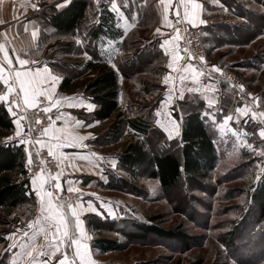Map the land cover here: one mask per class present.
Returning <instances> with one entry per match:
<instances>
[{
    "label": "crops",
    "instance_id": "1",
    "mask_svg": "<svg viewBox=\"0 0 264 264\" xmlns=\"http://www.w3.org/2000/svg\"><path fill=\"white\" fill-rule=\"evenodd\" d=\"M84 1L88 6L83 25L73 32L59 34L50 24L49 15L53 11H60L65 8L71 0H67V3L59 9L55 7L57 0H0V45L5 49L4 52H0V63L3 62L4 56L7 54L13 62L14 70L27 71L31 69L32 73L39 70L41 75H48V79L43 85V90H46L48 95L35 96L34 106L37 99L43 97L52 115V123L47 127L48 133L38 140L40 143L37 145L48 150L50 147L52 148V155L59 165L60 186L63 190L73 193L76 198L74 203L57 204L52 197L54 206L63 205V208L58 210L63 212L68 222L67 231L69 233L68 237H63L62 229L61 233L53 236V233L56 232L55 225L50 226L44 221V216L47 213L41 211L40 197L36 195L37 189L42 193L49 192L46 188L47 177L44 174L37 175L40 178L36 185L32 184L33 178L29 180V188L34 195L35 205L30 217L27 220L24 219L22 226L15 229L13 233L15 235L11 234L8 237V242L6 241L8 244H6L8 264H41L42 261L49 260V256L54 251L47 246L61 239L64 240V243L60 244V251L49 260V264H58V260L63 258L64 253H67L70 259L74 256L76 249L75 245L71 243L72 239L77 240L83 246L81 252L85 254L89 264H98L94 255L96 253L91 248V235L84 217L88 214H98L104 207L102 202L107 197L104 194V189L109 175L120 176L122 174L118 170V158L123 148L124 139L119 137L114 140L109 134V126L114 117L102 122L93 116L97 105L84 93L82 87L74 90L60 89V84L66 73L71 72L73 75H78L74 81L94 77V73L87 74L88 72L83 69V66L86 61L93 59L95 53L98 52L101 63L107 64L118 72V111L124 114L128 124L129 120L135 117L148 119L151 124L150 127L160 132L163 136L162 139L180 142L185 116L190 111L200 112L202 120L207 122L211 128L215 154L218 158L220 145L225 146L227 142H237L239 134L244 137L248 136L245 135L247 133L245 129L240 126L243 120L240 114L244 115L243 110L245 108L238 106V103H235L234 94L228 91L218 78L212 76L219 73L215 69L222 70L226 64L215 63L208 58V51L215 52L219 50L220 45L227 46L229 44L228 42L217 44L214 37L216 35L213 31L216 30L215 26L221 24L219 19L225 18L221 11L222 9L226 10V8L221 0H195L200 7L195 10L194 23L191 22V13L187 17L184 15L185 0H165V3L169 5L167 12H165L161 0ZM113 3L116 5L115 8ZM33 4L42 5V7L37 10L32 7ZM190 7L189 5V9ZM214 9L216 10L214 11ZM177 11L186 24L198 28L203 38V46L204 42L208 44L210 50L205 49L207 56L205 62L211 74L204 75L200 72H193L191 70L193 68H189L190 65L186 63V59L181 57L175 43L177 32L172 28V17L177 15ZM227 14H230L232 18L239 19L233 11H228ZM107 15L110 16L112 33L109 35L100 33L98 39L93 40L90 33L91 25H97ZM165 15H167L168 23H165ZM223 25H236V23L225 22ZM26 28L27 30H25ZM158 28L160 29L159 32L156 31ZM33 31L37 32L35 38L32 37ZM139 34L142 38L136 40L138 47L148 43L155 45L164 57V72L156 81V84L162 86L163 90L156 97L151 92L145 93L139 87L133 86L129 91L124 88L126 86L123 83L124 76L120 72V67L129 62L127 60L132 53L129 51H133L135 46L137 48L135 44L128 47V37ZM211 36L214 38H210ZM151 40H155V42L151 44ZM166 40L169 42L165 43ZM252 44L253 42L244 48L250 49ZM177 49L181 59L174 61L173 67L170 69L168 64L172 60V56L176 54ZM238 49L241 48L236 50ZM253 54L237 60L238 63L233 68L237 67V69L247 72L248 67L260 66L264 58L262 56L253 57ZM17 55L22 59L29 60L30 63L24 66L19 65L16 62ZM212 55L215 56L214 53ZM251 60H253L250 64L252 67L248 66V62ZM3 67L5 68V75H7L8 65L3 64ZM45 68L48 69L50 75L44 72ZM53 76L58 77L55 82L52 80ZM165 76L170 77L167 84L164 83ZM149 83L155 82L149 81ZM189 88L194 89V91L189 92ZM173 89H175L173 95L169 96V91ZM6 91V86L0 81V94ZM181 91L184 92L185 96L183 100L179 99ZM146 101H150V107L149 109L146 108L148 111L144 113L143 104ZM5 106L8 109L6 104ZM34 106H25L22 97L20 107L13 106V111L17 115L14 116L10 112L14 124V130L10 136L12 139H17L20 142L23 139L22 132L25 123L21 120V135L19 137L16 135V123L14 121L20 119L18 109ZM237 108L242 109V111L237 113ZM237 117L239 123H237ZM128 124H125L123 133L129 135L128 139H125L127 142L139 134L137 128ZM173 124L176 125L178 131H173ZM170 132L172 133L171 139H169ZM74 136H82L85 139L73 141L72 137ZM246 139L249 141L248 137ZM58 143L64 146L55 147ZM23 145L26 153L25 165L28 166L29 159L31 158V162L34 159L35 145L26 141L23 142ZM114 145H116L115 150H113ZM44 200L47 201L48 197H44ZM78 204L80 205L79 208H77ZM89 204L92 206L91 209ZM69 205L77 211L81 221L79 228L76 227V217L69 210ZM29 223L32 224L31 228L28 226ZM12 242L15 243L14 246H12ZM21 244L27 247H21ZM10 246L14 249H11ZM42 251L47 254L40 255L39 253ZM28 252H32L33 255L29 256ZM75 264H80L78 258Z\"/></svg>",
    "mask_w": 264,
    "mask_h": 264
},
{
    "label": "rangeland",
    "instance_id": "2",
    "mask_svg": "<svg viewBox=\"0 0 264 264\" xmlns=\"http://www.w3.org/2000/svg\"><path fill=\"white\" fill-rule=\"evenodd\" d=\"M246 9L250 14L264 13V5L257 3V0H251ZM221 12L225 16L219 19L221 23H236L242 26L246 33L251 28L241 25L239 19L232 18L230 14H227V9H222ZM242 34V32L240 35L237 34V38L240 39ZM227 40H232L231 36H228ZM252 42L250 49L244 48ZM203 47L205 62L207 57L205 49H209L208 44L204 42L203 46L202 43V50ZM218 48L219 50L215 52L209 49L210 61L226 64V67H222L223 69L219 72L233 74L247 87L253 98H258L255 99L257 104L255 107L247 104L240 105L237 104V100L235 101L240 107L247 106L248 115L240 114L243 117L241 126L245 124V121L252 122L255 126L256 137L253 135L254 138L247 141L246 137L249 136L244 137L239 134L237 142H227L225 146L220 145V156L215 163L214 170L209 175V180L184 178L172 188L163 190L155 179L145 176L133 179L125 173L121 174L120 177H125L131 184L121 185L123 188L113 186L104 189V194L107 195L102 202L104 207L94 215L106 223L103 226L100 225L99 231L89 232L90 243L94 239L105 238L116 240L123 244V247L118 251L104 254L92 249L96 253L94 255L98 264H131L138 261H151L153 264H175L177 262L180 264L219 262L264 264V229L254 222L255 218L250 209L252 203L248 198L264 173V157L258 155L259 150H264V140L259 136V130L264 128V122H262L264 117L258 115L264 112V61L258 67H252L250 64L253 60L249 61L248 66L254 69L248 67L247 72L237 67L233 68L242 57L247 58L252 53H254L253 57L262 56L264 58V35H259L250 42H244L243 38L239 42L229 43L227 46L220 45ZM237 48L241 49L236 50ZM147 57V53L141 52L133 59V69L130 70H134V63L138 64ZM212 76L217 78V73ZM139 77L145 80L151 78L145 72L136 76L137 79H140ZM123 81L126 86L124 88L128 91L133 86L142 89V85L128 76L124 77ZM143 105L144 113H146L148 111L146 108L150 107V101H146ZM253 111L257 113L256 120L252 118L248 120V117H252ZM245 142L252 144L257 151L254 152L246 147ZM115 148L116 145L113 150ZM240 166L241 168H238ZM23 213L20 208L9 214L0 210V234L4 231L7 242L15 229L22 226ZM87 217L86 221H95L94 218L92 219V214ZM244 221L247 222L243 223ZM134 222L155 223L164 229H180L189 236L190 245L186 248L175 241L155 236H150L144 241L127 240L121 233L123 230H130ZM110 223H114L115 230L108 225ZM234 231L237 233L234 234L236 237L230 240L227 235ZM6 244H0V257L8 254ZM14 244L12 242V246ZM12 246L10 248L14 249Z\"/></svg>",
    "mask_w": 264,
    "mask_h": 264
},
{
    "label": "trees",
    "instance_id": "3",
    "mask_svg": "<svg viewBox=\"0 0 264 264\" xmlns=\"http://www.w3.org/2000/svg\"><path fill=\"white\" fill-rule=\"evenodd\" d=\"M221 1L229 12L233 11V13L238 15L241 25L251 28L246 33V30L243 31L244 28L240 25H223L224 23H219L215 26L216 30H213L216 33L214 37L217 44L239 42L243 38L244 42H250L257 36L264 35V13L250 14L246 9L251 0ZM257 3L264 5V0H257ZM87 6L88 4L84 0H71L62 10L51 12L49 22L59 34L73 32L75 29H79L85 22ZM109 17L107 15L97 25H91L90 33L93 40L96 41L100 33L108 35L112 33L113 28ZM241 32L243 34L238 39L237 34L240 35ZM228 36H231L232 40H227ZM214 37L211 36L210 38ZM139 38H142L140 34L128 37V47L135 44L138 50L134 49V53L132 50L129 51L132 52L130 58L127 60L129 62L120 67V72L124 77L128 76L138 81L145 93L151 92L156 97L163 90V87L156 84V81L164 72V57L155 45H149L148 43L142 47H138L136 40ZM200 39L201 43H203L201 33ZM234 39L235 41H233ZM154 42L155 40H151V44ZM141 52L147 53L148 57L138 64L134 63V70H130L133 69V59L140 55ZM83 67L88 72L87 74L94 73V77L74 81L78 75H73L71 72L66 73L60 84V89L74 90L82 87L84 93L97 105L96 110L93 112V116L96 119L105 122L114 117L109 134H111V138L114 140L119 137L124 139L122 143L123 148L118 158V170L122 174L125 173L133 179H139L142 176L155 179L163 190L172 188L184 178L187 180H195L197 178L209 180V175L214 170L218 157L215 154L214 137L211 128L207 122L202 120L200 112L190 111L185 116L180 142L176 140L166 141L162 139L163 136L160 132L150 127L151 124L148 119L135 117L130 119L128 124L124 114L118 111V72L107 64L101 63V57H99L98 52L95 53L93 59L86 61ZM144 72L151 77L149 80L142 79L141 77H139L140 79L136 78L138 74ZM149 81L155 83L150 84L148 83ZM226 89L232 92L236 98L235 91L227 87ZM250 118L252 117L250 116ZM126 123L131 127L137 128L139 133L136 137L133 136V141H125L129 137L128 134H123ZM241 127L247 132L249 140L253 139L254 136L256 137L255 126L252 122L248 121L247 124H243ZM13 130L12 116L5 104L0 102V210H4L5 213L9 214L20 208L24 212V219L27 220L34 208L35 198L30 191L29 180L25 177L27 166L25 165L26 153L24 145L17 139L10 137ZM238 168H241V166ZM123 184L127 185L131 183L125 177L109 175L105 187L112 188L116 186L123 188L121 186ZM248 198L252 203L250 209L255 218L254 222L264 229V173L261 175L253 191L248 195ZM87 216H90V214L84 217L89 231H99L101 229L100 225L103 226L106 223L96 218L94 214H92V219L94 218L95 221H86ZM246 222L244 221L243 223ZM113 224L110 223L108 225L113 227ZM112 229L115 230L114 227ZM2 232L0 234V244H5L6 237L4 231ZM121 234L125 239L133 241H144L150 236H155L164 240L175 241L186 248L190 245L189 236L185 232L180 229H164L155 223L134 222L130 230H123ZM234 234L237 233L234 231V233H230L227 236H229L230 240H233ZM91 247L92 249H96L100 254H104L120 250L123 244L116 240L99 238L91 242ZM0 264H8L7 253L0 257ZM131 264H153V262L138 261ZM175 264L180 263L177 262Z\"/></svg>",
    "mask_w": 264,
    "mask_h": 264
},
{
    "label": "snow or ice",
    "instance_id": "4",
    "mask_svg": "<svg viewBox=\"0 0 264 264\" xmlns=\"http://www.w3.org/2000/svg\"><path fill=\"white\" fill-rule=\"evenodd\" d=\"M162 4H164L165 7V12H167V8H168V3H165V0H161ZM67 3V0H63V2H61V0H57L55 7L57 9L61 8L64 6V4ZM189 5L191 6L189 9ZM127 6V5H125ZM32 7L34 9L39 10L40 7H42V5H36L33 4ZM113 7L115 8L116 5L115 3H113ZM200 5L197 4L195 2V0H185L184 3V8H185V13L184 15L187 17L189 16V13H191L192 16V20L191 22L194 23L195 22V10L197 8H199ZM177 17H179V11H177ZM164 20L165 23H168V18L167 15L164 16ZM179 22V21H177ZM201 23H203V21H201ZM27 30V28L25 29ZM157 32L160 31V29H156ZM178 31V30H177ZM37 36V32L33 31L32 32V37L35 38ZM169 41H165V43H168ZM162 47L164 45H161ZM5 49L2 45H0V52H4ZM85 55L87 56V53H85ZM89 59H91V57H88ZM181 57L178 54V49L176 50V54H174L172 56V60L169 62L168 67L171 69L173 67V62L180 60ZM202 59V58H201ZM19 65L24 66V65H28L30 63L29 60L27 59H22L19 57V55H17V61H16ZM34 62V61H33ZM3 64H7L8 68H7V75H5V68L3 67ZM115 67V65H113ZM191 66H189L190 68ZM215 68V66H213ZM193 72H195V69H191ZM216 71H220L219 69H215ZM45 73H48V69L45 68L44 69ZM50 75V73H48ZM48 79V75H41L40 71L37 70L35 73L31 72V69L27 70V71H21V70H14L13 68V62L11 61V59H9L8 55L5 54L4 56V60L2 63H0V81L3 82V84L6 86L7 91L4 92L3 94H0V102H3L4 104H6L8 106V111L11 112L14 116L17 115L14 111H13V106L16 107H20V100L21 97L23 98V104L25 106H34V97L37 95H44L47 96L48 93L46 90H43V85L44 83L47 81ZM58 77L53 76L52 80L53 82H55V80H57ZM170 77L169 76H165L164 77V83L167 84L169 82ZM181 79L183 80V77H181ZM241 90H243V86H240ZM175 91V89L169 91L168 95L172 96L173 92ZM189 92L194 91V89L189 88L188 89ZM251 95V94H249ZM179 99L183 100L185 99L184 96V92L181 91L179 93ZM254 99H258V98H254ZM211 103V102H210ZM55 106V105H53ZM43 111L45 113H47L49 111V108L45 107L43 109ZM242 111V109L237 108L236 112L240 113ZM244 115H247V106H245V109L243 110ZM261 117H264V112H260L258 114ZM230 118V117H229ZM257 118V113L255 111H253L252 114V119L256 120ZM23 119V117H21L20 119L15 120L14 122L16 123V135L19 137L21 135V128L22 125L20 123V120ZM59 119V117H58ZM264 122V121H262ZM37 123H39V120H37ZM237 123H239V118L237 117ZM245 124L248 123V121L244 122ZM89 127H91V125H89ZM29 131L31 132V128L29 129ZM173 131H178V128L176 127L175 124H173ZM44 134L48 133V128H44L43 129ZM245 135H247V133H245ZM259 136L262 140H264V128H261L259 130ZM172 138V133H169V139ZM11 139V138H8ZM73 141H82L85 139V137L82 136H74L72 137ZM21 142H25L23 139H21ZM37 143H40V141H37ZM64 146L62 144H56L55 147H61ZM245 146L248 147L249 149H251L252 151L256 152L257 149L253 148L252 144H248L247 142H245ZM49 152L50 154H52V148H49ZM95 155V154H93ZM258 155L261 157H264V150H259L258 151ZM29 156L31 157V154H29ZM29 164H31V158L29 159ZM39 176H36L32 179V184L36 185L37 181L39 180ZM55 187L57 189H60V184L57 183L55 185ZM69 191H72V189H69ZM36 195L37 197H40V208L42 212L47 213V215L44 216V221L46 223H49V225L51 226L52 224L55 225V229L56 232L53 233V236H55L57 233H61V230L63 229L62 232V236L63 237H68L69 233L67 231V227H68V222L66 220V218L63 215L62 211H59L58 209H62L63 205H58V206H54L53 205V201H52V193L50 192H41L39 189L36 190ZM44 197H48V200L45 201ZM69 210L72 212V215L74 217H76V227L79 228L81 221L79 220V216L77 214V211L75 208H72L71 205L68 206ZM80 205H77V208H79ZM89 208L91 209L92 206L91 204H89ZM94 210V209H93ZM29 228L32 227V224L29 223ZM43 231V229H41ZM19 231V230H18ZM15 235V234H13ZM25 235H27V233H25ZM64 243V240L61 239L58 242H54L51 245H48L47 247H50L52 249H54V251L52 252V255L49 256V260L52 259V257H54L56 255L57 252L60 251V244ZM71 243L73 245H75V254L74 256L70 259L67 255V253L63 254V258L58 260V264H75L76 259L78 258L80 261V264H89V262L86 260V256L85 254H83L81 252V248L83 247L77 240L72 239ZM21 247H27L26 245L21 244ZM40 255H46V252H41L39 253ZM29 256H32V252H28ZM35 259V257H34ZM49 260H45L42 261L41 264H49Z\"/></svg>",
    "mask_w": 264,
    "mask_h": 264
},
{
    "label": "built area",
    "instance_id": "5",
    "mask_svg": "<svg viewBox=\"0 0 264 264\" xmlns=\"http://www.w3.org/2000/svg\"><path fill=\"white\" fill-rule=\"evenodd\" d=\"M172 28L177 32L175 43L183 59H186V63L195 69L196 72L203 73L204 75L211 74L210 69L204 62L202 43L198 28L186 24L181 15H179V17L174 15L172 17ZM217 78L227 88L235 91L238 104H247L251 107L257 105L253 96L249 95L251 92L233 74H230L229 72H219L217 73ZM240 86H243V90H241ZM45 107H47V102L43 97H39L34 107H21L18 109V116L19 118L23 117L21 121L25 123L22 138L24 141L35 145L34 159L31 164L27 166L25 177L28 180H31L39 174L46 175V188L52 193L54 201L57 204L67 202L74 203L76 198L73 193L63 190L61 186L60 189L55 187L57 183L60 184V170L55 158L50 154L47 148L37 145V141L44 135L43 129L47 128L52 123V115L50 112L48 111L45 113L43 111ZM37 120H39V123H37ZM30 128L31 132L29 131Z\"/></svg>",
    "mask_w": 264,
    "mask_h": 264
}]
</instances>
